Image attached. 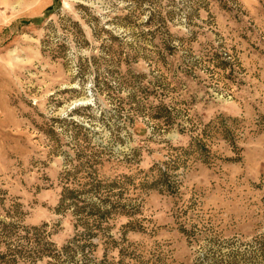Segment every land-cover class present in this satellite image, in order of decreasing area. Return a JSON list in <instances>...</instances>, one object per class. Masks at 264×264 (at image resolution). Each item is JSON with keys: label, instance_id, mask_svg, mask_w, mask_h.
<instances>
[{"label": "rangeland", "instance_id": "1", "mask_svg": "<svg viewBox=\"0 0 264 264\" xmlns=\"http://www.w3.org/2000/svg\"><path fill=\"white\" fill-rule=\"evenodd\" d=\"M92 187L74 264H264V0H0V226L60 248Z\"/></svg>", "mask_w": 264, "mask_h": 264}, {"label": "trees", "instance_id": "2", "mask_svg": "<svg viewBox=\"0 0 264 264\" xmlns=\"http://www.w3.org/2000/svg\"><path fill=\"white\" fill-rule=\"evenodd\" d=\"M94 188L81 190L65 188L63 190L61 202L71 209L77 230L67 243L60 248H55L56 250L49 248L47 242L43 241L42 235L45 230L42 227L22 226L23 235H21V227H16L10 223H1L0 247H4V250H0V264H19L18 260L21 258L24 259L21 264H26L25 259L35 260L43 255L48 257L47 264H74L76 263L74 257L77 253L80 252L82 255L86 252L85 249L95 247L98 244V242L93 241L94 238H102L105 245L108 244L112 247L116 241L108 232L111 226L107 222L109 216L119 212L120 206L110 202L107 196H102L103 194H96L98 196L96 201L84 198V194L89 191L92 192L91 190ZM10 237L12 239H9ZM21 238L34 241L36 246L27 249L26 246L21 245ZM9 240L12 241L11 244Z\"/></svg>", "mask_w": 264, "mask_h": 264}]
</instances>
